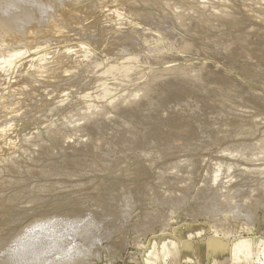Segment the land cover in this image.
<instances>
[{
  "label": "bare ground",
  "instance_id": "1",
  "mask_svg": "<svg viewBox=\"0 0 264 264\" xmlns=\"http://www.w3.org/2000/svg\"><path fill=\"white\" fill-rule=\"evenodd\" d=\"M255 22L264 24V0H0V194L7 188H11V192H15L13 194L5 192V196L0 195V214H10L7 222L15 221L19 212L16 213L10 203L17 200L22 194V188L19 186L27 181L35 167L38 168L36 178L38 176L41 178L40 181L45 182L50 177L72 174V170L69 169L70 165L78 166L82 161L87 162V156L95 159L91 166H100L102 161L95 155L96 150L101 149L97 144L100 140H103L107 145L110 140L109 144L114 143L122 154L132 151L137 145L138 148L143 149L140 147L141 144L152 141L160 143L162 140L156 134H163L165 138L171 137L172 140L174 138H180L183 142L188 140L190 135L188 136L187 133L196 119L193 114L185 113L187 114L185 117L182 116L181 111V115L173 113L170 117L162 120L163 117L160 119L156 111V108L168 102L178 101L181 103L182 101L179 100H182V96L177 94L193 96L199 93L198 96L196 95L197 97H202L210 102V104L208 103L209 107L207 106L209 110L213 111L214 108H217L214 113L220 111L224 114L223 111L227 112L226 110L229 111L233 107V101L241 100L242 104L251 102L255 104V107L257 106L256 108L264 109V106H258L260 103L256 105V99H254L256 96L254 98L251 96L254 91L250 92L251 97L246 98L244 95L245 93L248 95L249 92L244 90V95H242L243 93L237 91V86L234 84L237 82L233 83L225 75L226 73L222 74L212 66H209L210 68L206 66L205 71L200 69L202 71L200 72L194 69V65H192V69H188L179 63L180 56L194 50H201L207 55V59L227 54L226 49L231 44V40L232 42L239 40L242 37L241 34L247 33L251 24ZM260 45L256 46L260 47ZM241 48L243 46L237 47V51L234 49L236 52L232 51L233 55H238L242 51ZM212 65L214 66L213 63ZM259 71L258 69L255 72ZM260 86L256 87L260 88ZM241 90L243 89L241 88ZM27 106H34L35 109L29 110L31 107L26 108ZM204 106L206 105L204 104ZM250 106L247 108L248 110L251 108ZM237 109L240 111L239 107ZM212 111L208 112V115L212 114ZM259 111L264 112V110ZM233 112L235 115L237 110ZM246 112L249 113V111H245L246 115ZM240 113L238 114L240 115ZM250 113L253 112L250 111ZM244 114L236 116L237 118L229 115L234 118V122H231V118L229 122L232 123L231 126L234 125L231 136L236 138L235 142H232L234 151H236L235 157L250 161V153L248 154L247 150L253 145H257L256 156L258 153L260 155L262 153V155L256 159L261 163L257 167L254 165L249 168V164H247L240 168L241 163H239L240 160H236L237 158L224 165L220 161H211L209 165L207 162L210 171L203 168L205 170L203 176L209 174L210 177L208 192L204 193L206 190L202 188L204 191L196 193V200L205 204L202 209L198 205L197 210L200 213L203 210L207 221L210 220L208 222L210 225L212 220L216 221L214 222L217 224L216 232L220 230L223 232V236H228V228L237 227V233L231 237L229 234V237L226 236L223 239L218 237L216 232L206 237L208 254L212 255L217 264H230L228 262L233 263V261H239L240 264H252L264 259V239L256 234H251L254 224L248 222L252 214L251 208L257 209L256 206L264 205V125H262L263 128L259 126V115L256 118V114L251 116L248 114L249 116L246 117ZM218 116L220 115L218 114ZM263 119H260L261 124H264L262 123ZM215 122L209 121L205 124L206 126L203 125L205 133L210 132L209 134H211L212 132L209 139H212L214 134L210 130ZM229 122L226 126L228 127L229 124L231 128ZM197 123L199 124L200 121ZM226 123L221 124L225 125ZM216 124L218 123L216 122ZM216 124L213 125L216 127ZM217 128L219 129L218 126ZM228 130L223 131L227 132ZM254 134L257 137L252 138L251 136ZM108 137L110 138L107 141ZM247 137H251V140ZM71 138L74 140L72 141ZM228 138L225 137V141H228L226 140ZM63 139L67 142L66 148L62 147L61 140ZM70 140L71 142L68 143ZM209 141L206 142L209 143ZM137 142L142 143L139 145ZM217 143L220 146L222 144ZM106 144L105 150H108ZM213 145L211 144V146ZM58 148L60 151L71 150V153L69 152L70 155H68L67 151L65 157H60L59 154L60 158H55L57 159L55 161L51 158L46 159V157L57 153ZM116 148L115 150H117ZM226 149L219 151L221 155L225 154ZM118 150L117 152H119ZM106 152L103 151L99 154L103 157L102 153L106 154ZM109 154L106 155L109 156ZM148 154L144 153V155ZM106 155L105 157H108ZM157 155L159 154L157 153ZM109 157L108 159L103 157V160H111ZM112 159L114 160V158ZM193 159L195 160V158ZM257 160H253V162ZM41 162L43 163L39 165ZM191 162L193 161L191 160ZM191 162L187 168L194 171L198 164L195 161ZM241 162L243 161L241 160ZM108 163L110 164V162ZM114 164L116 165V163ZM223 166L225 169L222 168ZM104 167L110 168L108 165H104ZM231 169H233L234 175H228ZM242 169L244 172L241 171ZM76 170L79 169L76 168ZM161 171L155 170L159 175L162 174ZM80 175H78L79 178L83 177ZM74 177H72L73 180ZM137 180H135L134 186L139 185L136 184ZM62 182L63 180H61ZM40 183L42 184V182ZM247 184H250L251 189L245 199L242 196V200L247 201V203H243V201H239L238 194L241 187ZM45 185L47 182L42 186L36 185L33 190L42 192ZM108 188L112 189V187ZM55 189L54 192H56ZM80 189L81 187L78 188V190ZM62 194L64 195V193ZM36 196L38 195L36 194ZM61 197L63 198V196ZM29 198L31 202L38 199L34 195L33 198ZM55 202L57 201L55 200ZM31 205L29 204V206ZM60 205V203L51 205L53 212L43 216L39 215L40 217L38 216L39 218L36 220L33 218L32 225H29L26 230L10 234L8 240L0 238V264H90L92 258L86 253L94 242L96 225L91 219L78 218L72 213L57 212ZM18 206L20 205L17 204ZM248 206L251 208L248 209ZM243 207L246 210H242ZM173 213H175V209L170 207V218L161 217V219L163 218L160 221L161 236L159 235V239L153 237L146 243L144 262L151 264L152 259L168 254L175 256L178 251L189 257L191 255L190 237L200 239L203 236L206 227L201 223L195 226H184L183 229H180L178 225L172 226L170 223L173 221ZM2 218L4 219V217ZM262 221L264 222V217ZM8 232L10 233V231Z\"/></svg>",
  "mask_w": 264,
  "mask_h": 264
},
{
  "label": "rangeland",
  "instance_id": "2",
  "mask_svg": "<svg viewBox=\"0 0 264 264\" xmlns=\"http://www.w3.org/2000/svg\"><path fill=\"white\" fill-rule=\"evenodd\" d=\"M250 27L251 28H250V30H248L247 33L241 34L242 37H240L239 40H233V42L231 40V44L226 49L227 54L224 53L223 56H218V58L217 57H214V58L209 57V59H207V57H206L207 55H205L201 50L200 51L194 50V51H191L190 53H185L182 56H180L181 59L179 60V63L181 64V66H184L185 68L187 67L188 69H190V68L192 69V67H193L192 65H194V67H195L194 69H197L199 71H200V69L201 70L203 69L202 71L204 72L205 69L207 68L206 66H208V68H210L212 66V67H214V69H217L220 73H222V74L226 73L225 75H227L228 78L230 80H232L233 83L237 82V83H234L237 86L236 87L237 91L241 92V94L243 93L242 95H244V92H243L244 90H245V92L247 91V93L249 92V94H248L249 96L245 93L244 96L246 98L251 97V96L254 98L256 96L254 98V99H256V101H255L256 105H258L260 103V105H258V106H264V104H263L264 103V89H263L264 88L263 87L264 86V83H263L264 82V73H262L264 71V39H263L264 38V24L261 22H255V23L251 24ZM255 37H257L258 39L257 38L255 39ZM107 42H110V41H107ZM256 45H260V47L256 46ZM239 46L240 47L243 46V48L240 49L242 51L240 53H238V55H233L232 51L234 52L237 47L239 48ZM203 57L206 58L207 60H205ZM211 59H213V60H211ZM191 61H193V62H191ZM212 63L214 64V66L212 65ZM196 64H197L198 68H197V66H195ZM258 69L260 70L259 72H261V73L255 72ZM202 71H200V72H202ZM221 71H223V72H221ZM192 73L194 74V72H192ZM260 84H262V86H260ZM256 86H260V88L256 87ZM240 87L243 90H241ZM261 87H263V88H261ZM232 89H234V87H232ZM253 91H254V93H252ZM250 92L252 93L251 96H250ZM255 92H256V95H255ZM70 95L72 96V94H70ZM177 95L182 96L181 97L182 100H179V101H182L181 103L178 101H175L176 103L175 102H168V103H165L164 105H160L158 108H156V111L159 114L158 116L160 119H162V117H163L162 120H164L167 117H170L173 113L180 114L181 111H182V113H181L182 116H185V117L187 116V114H185V113H190L189 115L193 114L194 118L196 117V119H194V122L190 128V131L187 133L188 136L189 135L191 136V137L189 136L188 140H185L184 142L181 141L180 138H174V140H172L173 138H171V137L165 138V135H163V134L162 135L156 134L162 140L160 143L152 141V142H148L146 144H141L142 142H137L138 144L139 143L141 144L140 147H142L143 149L138 148L139 146L137 145V147L132 149V151L131 150L127 151L128 154L127 153L122 154L121 150H118L115 147L114 143L109 144L110 143L109 142L110 137H108L107 141L109 140L108 145H111L110 147L105 142H103V140H100V142L98 141L99 143L97 142V144L101 148L100 150H103L104 152L109 151V152H106V154L110 153L109 156L111 155L109 157L108 155L102 153L104 159L105 158L108 159V157H109V159H111L109 161L103 160V157H101L99 154L100 152H103V151H100V150L97 151L96 150L95 155L97 156V159L100 158V160L102 161V163H100V166H94V165L91 166L92 161H94L95 159L87 156L86 157L87 162L82 161V163H81L82 166L81 165H78V166L77 165H70L69 169H70V171L72 170L71 171L72 174H66L64 176L58 175V177L60 179L56 176L50 177L49 180L45 181V182L42 180L40 181L41 178H38V176H37L38 179L36 178L35 175H37L38 168H36V167H35L36 169L33 168L32 175L27 178V181L21 183L20 186L17 185V187L19 186L20 188H22L21 189L22 194L17 198V200L15 199L12 203H10V205H12L15 212L16 213L19 212V214H17L18 218L15 216L16 217L15 221L7 222V221H9L8 219L10 218V214L9 215H7V214L2 215L3 213L0 214L1 215L0 218L4 217V219L3 218L0 219V238L1 239L2 238L7 239L8 236L10 234L15 233V231L18 233L20 231L26 230L27 227H29V225L33 224L34 219L36 220L37 218L40 217L39 215L43 216V215L48 214L49 212H53L51 210L52 209L51 205H54V203L55 204L60 203L61 205H60L59 210H57V212H59L61 214H71L72 213L73 216H78V218L91 219L94 222V224L96 225L95 238L93 240L94 242H93L90 250L86 253V254L90 255V258H92L90 264H149V263L144 262V260H143V258L145 257V254H144L145 248L144 247L147 245L146 243L148 241H150L151 238L155 237V238L159 239V237L161 236L160 235L161 234V222L160 221L163 218L164 219L170 218L169 217V209H170V207H173L175 209V213H173L174 215L172 214L173 215V219H172L173 221L170 224L172 226L178 225V226H180V229H183L184 226L185 227H188V225L189 226H191V225L195 226V225H198L201 223V225L206 227L204 230L203 236H202L203 238L201 237L200 239H197V238L192 237V236L190 237V242H191V253L190 254L191 255L189 257H186L187 255H185V256L182 255L183 253L181 251H178V253L175 256L168 254L164 257L161 256V257L152 259L153 262L151 264H215L216 262H214L212 255L210 256L208 254L209 250H208V245H207V242L205 239L207 236H211L216 232L215 228H216L217 224L214 223L216 221L212 220V224L210 225L208 223L210 220L207 221L208 220L207 216L205 215V213H203V210L200 213V211L197 210L198 208H196V207H198V205L201 206V209L205 206V204H203L202 201L198 202L196 200L197 199L196 193H198L200 191H204L203 189L206 190V191H204V193H207L208 192L207 191L208 186L210 185L209 184L210 180H208V179H210L209 174H208V176H205V175L203 176V174H205V170H203V168H206L209 172L210 167L208 165L210 164L211 161L212 162L220 161V162H223V165H224V164H226V162H232L233 160H235L237 158V157H235L236 151H234V147L232 146V142L234 143L236 138L231 136V134H233V126H234V125L231 126L232 123L229 122L231 117L242 116V113L244 114L245 111H249V113L251 111V112H253L252 113L253 115L256 114V118L258 117V115L260 116L259 117V121H260L259 126L261 128H263L262 125H264V124H261V120L264 118V116H263L264 112H261L259 110L263 111L264 109L262 107H260V109H258L259 107L256 108L257 106L255 107V104L251 103V102H248L246 104H245V102H243V104H242L241 103L242 100H241L239 102L233 101V107H231L232 110L231 109L229 111L226 110L227 112L223 111L224 114L220 111H217L216 113H214V110L215 109L217 110V108H214L213 111L209 110L208 107H209L210 102L202 99V97H197L199 95V93H196L193 96H191L189 94H177ZM257 96H258L259 101L257 100ZM235 102L238 103L237 106H236ZM204 104L206 106H204ZM241 104H242V106H240ZM261 104H263V105H261ZM33 105H35V103H33ZM248 105L249 106L252 105L250 107L251 108L255 107L254 109L256 111H259L260 113L259 112L255 113L256 111H252L254 109H251V108L248 110L247 109L249 107ZM196 106H198V107H196ZM29 107H31V108H29ZM237 107H239L240 111H238ZM240 107L241 108L243 107V109H240ZM26 108H29V110L35 109L34 106H27ZM235 110H237V113L235 112L236 114L234 115L233 111H235ZM210 111H212L211 112L212 114L208 115L209 114L208 112H210ZM228 112H231V113H228ZM240 112H242V113H240ZM30 113H31V111H30ZM196 113H197V115H196ZM221 113L224 116L226 115L225 116L226 118ZM238 113H240V115ZM249 113H247V115L244 114L245 115L244 117L252 115L251 113L250 114ZM218 114L220 116H222L223 118L221 117V119H220V116H218ZM27 115H28V109H27ZM205 115H206V117H204ZM227 115H228L229 119L227 118ZM229 115H231V117ZM214 117H216V118H214ZM221 120H223L221 122L222 124L226 123L224 121H228L230 123L232 130H230L231 128L229 127V124H228V127L226 126L228 122L225 125H222L220 123ZM231 120H232L231 122H234V118H231ZM199 121H200V123H199L200 125L197 123ZM209 121L210 122L216 121L218 123V124H216V122L213 123L214 125L216 124V127L212 124L213 128H212V130H210V131H213V133H214L213 136L216 138H214L212 136V139H209L212 132H211V134H209L210 132L205 133L204 126H206L205 124H207V122H209ZM257 121H258V119H257ZM262 123H264V121H262ZM217 126L219 127V129L217 128ZM223 126H225V127H223ZM201 128H203V129L201 130ZM225 129L226 130L229 129V130L227 132H224ZM200 130H201V132H200ZM218 130H219V132H218ZM196 131L199 133H197ZM191 132H193V133H191ZM255 134L257 135V132ZM255 134H254V136H251V137L252 138L257 137V136H255ZM224 135H226V136H224ZM201 136H202V138H201ZM196 137H197V139H196ZM204 137H205V140H204ZM218 137L221 140H219ZM225 137L226 138L229 137L228 139H226L228 141H225ZM251 137H247V139L250 138V140H251ZM223 139H224V142H222ZM231 139H233V140H231ZM71 140L73 141L74 138L73 139L71 138ZM71 140L68 141V143H70ZM61 141H62L61 142L62 147L66 148L67 142L64 139ZM63 141H65V142L63 143ZM199 141H200V144H199ZM206 141H209V143ZM247 141H249V140H247ZM217 142L222 143L221 146ZM229 142H230V144H228ZM104 143L106 144V147H108V148H106L108 150H105V144ZM174 143H176V145H174ZM213 143H214V145H213ZM211 144L213 146H211ZM101 145H103V146L101 147ZM161 145H162V147H161ZM191 145H192V147H191ZM205 145H206V147H205ZM224 145H226V146H224ZM228 146H232L233 148L232 147L229 148ZM112 147L114 148V151H116L115 153H114ZM194 147L196 150L194 149ZM102 148H104V149H102ZM115 148L120 153L117 152V150H115ZM204 148L207 150H205ZM222 148L228 149V150L226 149V152H224L226 155L223 153L221 155V153L219 152V151L223 150ZM140 149H141V151H140ZM58 150H59V148H58ZM146 150H147V152H146ZM67 151H68V153H67ZM111 151L114 154L113 156H112ZM142 151H143V153H142ZM148 151H149V154H148ZM197 151L199 154L197 153ZM252 151H254V152H252ZM69 152L71 153V150L70 151L68 149L64 150V151L59 150L57 152L58 154L55 153V154L51 155V157H46V159L51 158V160L55 161V160H57L55 158H58L59 154L61 155L60 157H65L64 155L66 153L68 155H70ZM139 152H140V154H139ZM231 152H233V153L231 155H229V153H231ZM257 152H258V146L253 145V147H250V149L247 150V153L248 154L250 153L249 157L252 160V161L250 160L251 162L246 161L243 158L242 159L237 158L236 160L237 161L240 160L239 163H241L240 168H243L242 166H245V165L247 166V164H249V166H248L249 168L254 167V165H256L255 167L259 166L258 164H260L261 162L257 159L262 155V153H261V155L258 153V156H256ZM62 153H63V155H62ZM144 153H147L148 155H144ZM157 153L159 155H157ZM253 153L255 156L253 155ZM176 154H178V155H176ZM105 155L108 157H105ZM119 155L121 156V159H119L120 158ZM174 155H176V156H174ZM147 156H148V158H147ZM229 156H232L233 158L229 157ZM115 157H116V159H115ZM138 157H140V158H138ZM201 157H202V159H201ZM205 157H206V159H205ZM209 157H210V159H209ZM227 157L230 159H228ZM256 157H257V159H256ZM112 158H114V160ZM193 158H195V160ZM64 159H66V158H64ZM88 159H90V160H88ZM191 160L193 162H191ZM241 160L244 163L241 162ZM253 160H257V161L253 162ZM194 161L198 164V166L196 169H194V171L193 170L191 171V169L187 168V165L190 164V162L194 163ZM108 162H110V164ZM138 162L140 165L138 164ZM207 162H208V165H207ZM42 163L43 162L39 163V165H41ZM114 163H116V165ZM104 165L105 166L108 165V167H110V168H105ZM250 165H252V166H250ZM113 166H114V168H113ZM137 166H138V168H135ZM140 166H141V168H140ZM200 166H201V168H200ZM75 167L79 170H76ZM95 167H96V169H95ZM155 167H156V169H155ZM74 168H75V170H74ZM81 168L84 170H82ZM93 168L95 169V172L93 171L94 170ZM222 168L225 169L224 166ZM88 169H90V170H88ZM155 170H162L161 171L162 174L161 175L157 174L155 172ZM138 171H140V172L137 174L136 172H138ZM232 171H233V169H231V171H229L228 175H234V173H232ZM241 171L244 172L243 169ZM78 172H81V173H78ZM230 173H232V174H230ZM83 174H85V175H83ZM78 175L83 176V177L79 178ZM32 176H34V177H32ZM74 176H76V177H74ZM91 176H93V177H91ZM106 176H108L109 178ZM72 177H74V180L72 179ZM66 178H67V181H66ZM103 178H104V180H102ZM70 179H72V180H70ZM84 179L87 181V183H85L86 181ZM144 179L148 180V181L146 180L147 184H146V181ZM29 180H31V181H29ZM57 180H59L60 182H58ZM61 180H63L62 183H61ZM92 180H93V182H92ZM135 180H137L136 184L138 183L139 185L134 186ZM69 181H70V183H69ZM106 181H108V182H106ZM207 181H208V183H206ZM40 182H42V184H46V182H47V185L44 186L45 189L43 188L42 192L41 191L36 192V190H33V189H35L36 185L42 186V184ZM100 182H102V183H100ZM106 183H108V184H106ZM196 183H197V185H196ZM54 184H55V186H54ZM62 184H65L67 186L65 187ZM87 184L89 185V187ZM116 184H119V185H116ZM120 184H122V185H120ZM130 184H133V185H130ZM82 185H83V187H82ZM247 185H243V187H241L242 189H240V192L238 194V198L240 197L239 201H241V202L243 201V203L245 202L244 199L251 189L250 184H247ZM60 186H61V188H60ZM62 186H64V187H62ZM104 186L105 187L106 186L112 187V189L108 188V187L105 188ZM80 187H81V189L78 190V188H80ZM85 187L87 188V190ZM135 187H137V188H135ZM52 188H54L56 190V192H54V189H52ZM246 189H248V190H246ZM75 190H76V192H75ZM44 191H46V192H44ZM69 191L70 192L72 191V192L70 193ZM141 191H142V193H141ZM5 192L6 193L8 192V194L9 193L10 194L15 193L14 191L11 192V188L10 189L7 188V189H5V191H3L2 194L4 196H5ZM83 192H85V193H83ZM113 192H115V193L112 194ZM39 193H41V194H39ZM62 193H64V195ZM2 194H0V195H2ZM36 194L38 196H36ZM105 194L108 196L110 195V196L108 197ZM33 195L35 197H38V199H34V201L31 202L29 197L33 198ZM61 196H63V198ZM242 196L244 197L243 200H242V198H243ZM114 197H117V198H114ZM23 198L25 199V201ZM72 198H74V199H72ZM113 198H114V200H113ZM22 199H23L24 203H23ZM83 199H84V201H83ZM88 199H91V200H88ZM55 200L57 202H55ZM92 200L94 201V203ZM106 200H108V201H106ZM109 200H110V202H109ZM78 201H79V203H78ZM85 201H86V204H85ZM16 203L19 204L20 206L17 207ZM25 203H26V207H25ZM27 203H28V205H27ZM32 203H34V204H32ZM91 203H92V205H91ZM99 203H101V204H99ZM245 203H247V201ZM29 204L30 205L32 204V205L29 206ZM68 204H70V205H68ZM96 205H98V206H96ZM42 206H44V207H42ZM79 206H81V207L83 206V207L81 208ZM63 207H64V209H63ZM256 207H257V209L255 207H252L253 208L252 209L251 207L248 206V209L251 208V211H252L251 217L249 218L248 222L249 223L252 222L254 224V226H253L254 230L251 231V234H256V235H258L264 239V222L262 221V219L264 217V209H263L264 205L261 204V206L259 205V207L258 206H256ZM28 208L30 211L28 210ZM65 208H67V209H65ZM242 210H246L245 207H243ZM25 212H27L26 215H23V214H25ZM28 213H30L29 214L30 216L28 215ZM92 215H93V217H92ZM19 217H21V218H19ZM161 217H163V218L161 219ZM18 219H19V221H18ZM3 221L6 223L4 224ZM6 224H7V226H6ZM9 225H11V226H9ZM17 225H18V228H16ZM12 226H14V227L11 228ZM22 228H24V229H22ZM7 229H8V231H10V233L7 231ZM13 229H15V230H13ZM11 230H13V231H11ZM168 230L170 231V229H168ZM227 232L230 234V237H231L233 234L237 233V227L228 228ZM216 233H218L217 234L218 237L220 236L223 239L227 236V235L223 236V232L220 230H218ZM1 234H4V235L1 236ZM229 234L227 237H229ZM3 244H5V243H3ZM228 263L231 264L232 262H228ZM232 264H240V262L239 261H235V262L233 261ZM249 264H251V263H249ZM252 264H264V259H261V261L260 260L255 261Z\"/></svg>",
  "mask_w": 264,
  "mask_h": 264
}]
</instances>
